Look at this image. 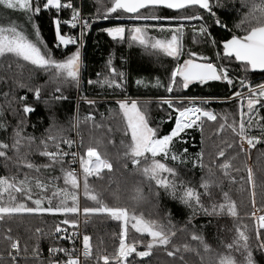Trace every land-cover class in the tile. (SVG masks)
Listing matches in <instances>:
<instances>
[{"label":"snow or ice","instance_id":"snow-or-ice-1","mask_svg":"<svg viewBox=\"0 0 264 264\" xmlns=\"http://www.w3.org/2000/svg\"><path fill=\"white\" fill-rule=\"evenodd\" d=\"M97 4L100 7L95 13L84 15L82 0L81 6H77L75 0H0V9L23 16L22 23L0 16V21H7L0 22V58L15 62L18 67H30L27 82L18 81L17 87L26 89L34 97V102L42 101L49 109L66 101V86L72 85L78 90L81 87L82 48L87 32L99 21H109L110 26L100 31L113 41L126 42L130 48L138 46L158 60L161 56L172 59L174 67L168 68L166 80L157 76L154 79L138 77L134 81L137 87L163 89L165 95L155 101L143 102L126 95L128 73L118 70L109 56L107 74L96 73V79H89L87 84L109 89L113 96L119 95L120 98L102 101L116 105L115 108H107L105 115L97 108L101 101L81 95L77 101V114L71 118V127L77 130L78 140L65 135L68 129L58 125L54 118L41 136L26 133L29 116L35 112L27 95L18 97L17 102L22 107L11 109L17 118L14 127L3 119L4 111L0 106V132L7 133L11 128V135L0 139V160L9 173L0 175V222L25 215L62 217L54 226L53 235L71 241L73 245L81 238L79 229L82 222L87 225L92 217L98 215L118 222V242L112 253L94 249L93 238L83 234L80 249L75 246L71 249L49 248V264H149L158 250H163L178 264H187L184 253H194L200 264H262L264 177L258 178L249 161L253 150L259 152L258 159L264 157V115L260 114L264 109V83L250 81L248 74L264 72V0H240L245 11L235 27L241 29L243 35L233 32L218 14L220 10L226 11L221 0H109L107 4L97 0ZM69 10L70 17L64 19L61 14ZM164 11L175 14H160ZM45 12L52 14L53 47L43 39L38 22ZM208 17L212 20L211 25ZM124 20L129 23H124ZM65 27L79 29V32L65 33ZM213 28L227 32L228 37L213 35ZM186 30L191 31L193 43H203L213 50L214 55H204L192 49L185 51L183 40ZM151 32L163 34L164 38L152 36ZM69 46L74 50L67 52ZM53 48L65 51L57 57ZM185 56L187 58H183ZM233 63L244 75H233V69L229 67ZM38 74L47 77L44 83L33 82ZM215 83L226 85L230 95H184L192 87L211 88ZM48 87L52 92L43 99ZM4 95L7 97L9 94ZM81 102L88 106V113L83 117L79 114ZM153 102L165 113L166 120L161 118L155 122L150 119L148 105ZM229 102L237 103L238 119L232 113H217L209 107L214 103ZM115 118L119 119L116 130L122 133L118 159L124 169L131 165L132 174L139 175L148 184L150 195L157 201L154 207H158L162 196H167L188 209L190 215L184 227L176 228L171 211L165 216L166 223L146 217L142 212L138 214L136 207L119 203L120 197L115 192L112 195L117 203L109 205L90 182L103 179L106 173L111 174L114 170L107 147L116 146L112 138L114 129L108 123ZM172 120L174 126L162 134V126ZM209 122L214 123L215 135L220 138L212 164L229 184L239 185L240 191L249 193L252 209L248 216L253 222L251 232L247 224L235 223L231 241H220L223 251L213 249L206 241L201 229L207 225H200L197 229L192 222L197 216L230 217L238 222L237 203L229 191L223 190L222 181L215 179L213 167L205 163L203 147L191 155L187 148L174 150L176 142H188L184 137L190 130H200V143L203 145L204 127ZM81 124L90 126L92 130H103L105 135L85 142L79 132ZM32 127L35 129L36 126ZM254 129L259 135L252 134ZM33 151L46 162H34L30 158ZM9 164L16 169L15 172ZM76 164L79 170L73 167ZM189 164L190 169L187 168ZM182 168L185 173L199 168L205 175L196 185L182 177ZM57 170L59 175L55 174ZM214 187H219L220 193L213 192ZM130 199L139 205L147 197L137 186ZM88 201L92 206H87ZM130 229L139 235L130 239ZM35 231L38 234L42 232L40 228ZM178 233L187 234L196 247L188 242L174 243ZM3 239L8 246L7 258L0 254V264H5V259L9 264L27 259L21 256L22 251L28 252L27 245L22 248L20 239L13 237L11 228L5 230ZM32 252L33 258L38 259L39 249ZM60 254L64 259L56 258Z\"/></svg>","mask_w":264,"mask_h":264},{"label":"trees","instance_id":"trees-1","mask_svg":"<svg viewBox=\"0 0 264 264\" xmlns=\"http://www.w3.org/2000/svg\"><path fill=\"white\" fill-rule=\"evenodd\" d=\"M225 5L224 10H220V14L228 24V27L238 33L244 34L241 29L235 27L242 18L245 9L241 8L240 2L236 4L234 0H223ZM103 4L109 3V0H101ZM78 6V0H75ZM82 7L84 15L90 13H95L100 5L97 4V0H82ZM103 11V8H100ZM160 14L163 15H174V12L164 11ZM64 19L70 17L71 12L65 11L62 14ZM51 13H43L39 18L38 22L41 24V32L43 39L48 42L50 47L54 45V26L51 24ZM208 24H212L210 17L207 18ZM118 23L117 21H113ZM124 23H129L127 20ZM6 23V22H2ZM110 26L109 21H99L94 24L93 27L87 32L82 48V79L81 87L78 90L72 85L65 87L64 94L68 97L66 101L57 103L52 106L51 109L47 108L43 102H34V97L32 94L28 93L26 89H19L17 87V82H27V77L30 71L29 66L18 67L13 61L5 60L0 58V106H2L4 111L3 119L6 120L11 126H15L17 118L12 114V108L22 107L17 101L18 97L27 95V99L30 103H33L35 107V112L30 114L28 119V127L26 133L33 134L37 137L44 133V130L49 127L52 123V118L55 119L56 123L68 131L65 133L69 138L73 139L74 135L77 134V130L71 127V118L77 114V101L81 95H87L89 98L97 99L101 101L97 105L98 111L100 113H105L107 115L106 109L109 107L115 108L114 104H105L102 101L105 99L112 100L120 98L119 95L113 96L111 90L101 89L100 87H92L87 84L89 79H96V73L107 74L106 61L111 56L113 58V64L118 70H123L128 73V83L126 89V95L139 99L140 101H155L157 97L165 95L163 89L157 88H145L137 87L134 83L135 79L138 77H143L145 79H154L159 76L162 80L167 79V70L170 67H174V62L171 58L161 56L159 60L156 57L150 56L144 52V50L138 46L129 47L126 42L113 41L107 34L100 31L101 28ZM130 26V24H129ZM65 33L72 31L76 33L78 30H70L68 27L63 29ZM213 35L228 37L227 32L221 31L219 28H213ZM150 35L162 38L157 32H152ZM164 38V37H163ZM193 39V38H192ZM191 38H186V51L192 49L203 53L204 55L213 56V50L204 45L203 43L195 44ZM74 48L69 46L66 50L67 52L73 51ZM53 51L57 57H60L61 51H57L53 48ZM186 58V57H184ZM124 61H127L124 63ZM182 62V61H181ZM233 69V75L239 73L244 75L237 67L236 63L229 65ZM47 79L43 74H38L37 79L33 81L34 83H44ZM248 79L255 83L264 82V73L261 72H250L248 74ZM52 92V88L48 87L43 95V99H47ZM5 93L9 95L5 97ZM212 94L218 97H226L230 95V90L223 83H215L211 88H200L192 87L184 92V95H196V96H206ZM209 107L214 109L217 113H232L238 119V106L237 103H214ZM149 116L155 122H159L161 118L167 119L165 113L161 111L156 103H151L148 105ZM88 113V106L83 102L79 105V114L81 117ZM264 115V109L260 112ZM97 121L100 117L97 114ZM110 126L113 127V139L115 140V147L108 145L107 151L112 157L113 162V172L111 174H105L103 179H92L90 182L95 187V189L103 194V199L109 205H114L117 200L112 195L114 192L120 197L119 203L126 204L129 207H136L137 213H143L146 217L161 220L166 223L165 216L171 211L172 213V223L176 225V228H182L185 226V222L190 215V211L180 205L177 201L170 199L167 196H162L158 202L154 197L150 195L148 184L141 180L139 175H133L131 165L127 170L124 169L122 162L118 159V155L121 152L120 140L122 138V133L117 129L119 125V119L115 118L108 122ZM35 125V129L32 127ZM155 126V123L153 124ZM174 126V120L167 121L161 128V132L167 133L170 131L171 127ZM80 135L83 136L85 142H88L91 138H100L105 135L103 130H92L90 126L81 124L79 128ZM255 135H259L258 130H253ZM11 135V128L7 133L0 132V139L6 138ZM79 138V137H78ZM204 144L201 145V132L199 129L190 130L188 135L184 137L187 143L176 142L174 150L181 151L183 148H187L189 154H194L201 150V147L205 149V163L213 167L215 172V179L218 182L222 181V188L224 191H229L232 198L236 201L238 206V211L240 215V220L233 221L230 217H205L197 216L193 220L192 224L196 226L197 229L200 225H207V227L201 229V232L205 236L206 241L216 249L217 251H223L221 248L220 241H231L234 236V224H247L249 231L251 232L253 227V222L248 219L251 212V206L249 203V193L247 191H240L239 185H231L228 180L225 179L222 173L212 164V159L214 158V153L216 151V146L220 142V138L215 135V125L209 122L205 125L203 131ZM10 142V141H9ZM230 155H235V153H229ZM11 155V153H10ZM259 152L253 150L251 154V159L249 163L256 172L258 178L264 177V157L259 158ZM36 163H45L46 161L39 158L38 155L33 154L30 157ZM70 159V157H69ZM171 163V162H169ZM238 164V162H237ZM239 166V164H238ZM12 171L15 172L16 169L9 164ZM187 168H191V164L187 165ZM8 170L5 169L2 160H0V175H8ZM56 175H59L57 170ZM181 175L184 179H190L193 184L198 185L201 176L205 175V172L197 168L191 172L185 173L183 168L181 169ZM62 184V181L60 182ZM141 187L143 189L144 195L147 200L141 202L139 205H135L130 197L133 194V189L135 187ZM213 192L220 193L219 187H214ZM260 196H257L258 206ZM207 203V201H205ZM82 205L85 204L83 197L81 198ZM87 206H92V202L88 201ZM63 219L62 217H53L48 214L43 216H16L13 218H6L5 221L0 222V254H3L7 258V243L4 241L3 236L7 228L12 229V235L14 238H19L21 246L26 244L28 247V252L22 251L24 257L27 259H20L18 264H49V262L39 259H34L28 256L32 253L35 248H41L44 246H58L62 242L57 236L53 235L54 226ZM211 221V223H209ZM189 228L192 225L188 226ZM40 228L41 233H36V229ZM83 234L90 235L94 249L106 250L108 253L114 251L117 245L116 234L118 233V222L107 218L105 215L94 216L90 219L87 225L82 224ZM139 234H136L134 230L130 229L129 238H136ZM191 243L192 247H196L195 242H191L189 237L185 233H178L174 240L176 244ZM140 250H143L142 248ZM185 261L187 264H200L199 258L194 253H184ZM147 259V258H146ZM239 259V256H238ZM5 264H9L7 259H5ZM102 264V262H101ZM149 264H178L174 262L171 258L167 257L163 250H158L155 255L151 258ZM264 264V262H262Z\"/></svg>","mask_w":264,"mask_h":264},{"label":"built area","instance_id":"built-area-1","mask_svg":"<svg viewBox=\"0 0 264 264\" xmlns=\"http://www.w3.org/2000/svg\"><path fill=\"white\" fill-rule=\"evenodd\" d=\"M78 6H81V0H78ZM77 30L78 31L75 34H78L79 29H77ZM78 139L79 138H78L77 134H75L74 137H73V140H78ZM73 167H75V168H77V170H79L78 164L73 165ZM81 220H83V217H81ZM82 224H83V222L80 225L79 231L83 235ZM82 235H81V238H78L76 240L75 245H73V243L71 241L61 240V239L58 238L62 242V244H60L58 246H44V247L38 248L39 249V257H38V259L49 262L50 261L49 248H51V247H65V248L71 249L73 246H75L77 249H80L82 247V245H81ZM21 256L24 257V255L22 254V252H21ZM28 256H30L31 258H33V252L31 254H29ZM56 258H58V259H64L63 254H60Z\"/></svg>","mask_w":264,"mask_h":264},{"label":"rangeland","instance_id":"rangeland-1","mask_svg":"<svg viewBox=\"0 0 264 264\" xmlns=\"http://www.w3.org/2000/svg\"><path fill=\"white\" fill-rule=\"evenodd\" d=\"M221 2L223 3L224 1L221 0ZM234 2H236V4H237L238 2H240V0H234ZM0 16H2V17H10L11 20L18 21V22H21V23L23 22V16L20 13H18V12L4 11V10L0 9ZM0 22H6L7 23V21H0ZM158 34H159L160 37L163 38V34H160V33H158ZM186 38H191L192 39L191 31L186 30V32H185V36H184V40H183L184 48H185V45H186V43H185L186 42ZM185 51H186V49H185ZM185 57L187 58V56H185Z\"/></svg>","mask_w":264,"mask_h":264},{"label":"water","instance_id":"water-1","mask_svg":"<svg viewBox=\"0 0 264 264\" xmlns=\"http://www.w3.org/2000/svg\"><path fill=\"white\" fill-rule=\"evenodd\" d=\"M234 32V31H233ZM236 33V32H235ZM236 34H238V33H236ZM238 35H243V34H238ZM257 72H261V71H257ZM261 73H264V72H261Z\"/></svg>","mask_w":264,"mask_h":264}]
</instances>
